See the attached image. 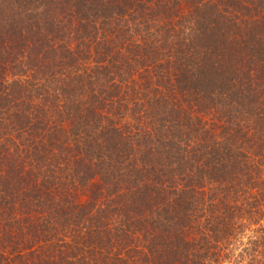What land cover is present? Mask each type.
I'll use <instances>...</instances> for the list:
<instances>
[{"label":"trees","instance_id":"16d2710c","mask_svg":"<svg viewBox=\"0 0 264 264\" xmlns=\"http://www.w3.org/2000/svg\"><path fill=\"white\" fill-rule=\"evenodd\" d=\"M0 264H264V0H0Z\"/></svg>","mask_w":264,"mask_h":264}]
</instances>
